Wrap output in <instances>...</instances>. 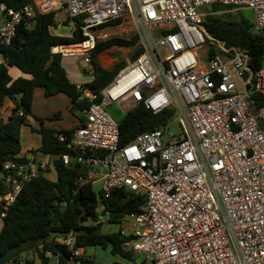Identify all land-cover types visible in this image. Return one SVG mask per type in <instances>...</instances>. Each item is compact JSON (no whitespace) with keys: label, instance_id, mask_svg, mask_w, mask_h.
Segmentation results:
<instances>
[{"label":"built area","instance_id":"obj_1","mask_svg":"<svg viewBox=\"0 0 264 264\" xmlns=\"http://www.w3.org/2000/svg\"><path fill=\"white\" fill-rule=\"evenodd\" d=\"M214 6L251 11L264 41V0H33L20 9L0 2V45L11 46L38 16L64 15L81 30L83 42L52 53L83 58L87 82L76 89L90 102L85 124L59 137L66 153L47 154L49 163L33 152L0 166L8 186L0 219L27 183L62 159L81 165L78 183H100L106 198L121 188L145 195L141 212L129 216L126 247L147 264H264V104L253 98L264 99V66L253 71L245 51L207 32ZM125 22L143 53L95 93L93 51ZM113 103L126 111L144 104L155 115L172 109L181 134L165 124L122 146L106 109ZM53 241L67 248L69 264H82L74 234ZM45 257L60 264L51 251Z\"/></svg>","mask_w":264,"mask_h":264},{"label":"trees","instance_id":"obj_2","mask_svg":"<svg viewBox=\"0 0 264 264\" xmlns=\"http://www.w3.org/2000/svg\"><path fill=\"white\" fill-rule=\"evenodd\" d=\"M33 0H0L8 7L20 9ZM212 7L213 11L218 10ZM237 13V12H236ZM234 19L224 16L207 14L204 26L207 32L227 43L228 46L238 47L249 56V67L253 71L264 66V41L252 27V21L238 15ZM70 19L64 21L68 25ZM119 22H115L117 25ZM54 15L38 16L32 29L21 27L11 46L0 45V166L16 159L21 152V127L28 123L27 117L32 116L34 91L37 87L45 89L47 96L64 94L71 101L70 111L80 119L78 126L85 124L84 112L90 106L86 99L80 100L81 94L76 85L71 83L62 66V54H53L55 46L78 44L85 40L79 28L72 31L71 36H59L51 32L56 27ZM138 36L131 39L111 38L100 42L93 51V64L96 78L90 85L93 92L99 93L114 77L127 66L126 62L116 64L111 69H105L99 62V55L112 47H136ZM143 53L142 48L136 50L132 58L134 62ZM11 67H17L30 79L20 77L13 80L9 74ZM6 98H10L15 107L8 121L1 117V111ZM259 105L264 99H258ZM22 112L23 116L19 113ZM174 112L167 109L155 115L144 104L126 113L119 122L120 144L123 146L132 141L137 135L159 129L172 118ZM57 113L52 118H36L41 128L37 133L42 139V152L46 154H64L67 152L66 143L60 141V136H68L75 128L66 131H56L46 128L45 121L60 118ZM57 173L56 180L40 176L27 183L17 200L9 207L0 230V256L13 247H19L20 253L32 249L40 264H50L45 257L51 251L59 257L60 264H69L70 253L67 248L54 243L53 239L74 234L75 245L79 248L98 247L110 249L113 256L123 259V262L113 264H147L146 260L139 261L135 253L126 247L132 240L131 235L117 233H102L100 231V216L107 217L110 224L121 225L125 218L141 212L146 203V197L140 192L128 189H115L106 198L100 191L98 194L91 184H79L84 169L79 164L70 163L66 166L63 160L54 162ZM0 175V195L6 193V186ZM1 211V210H0ZM85 219H87L85 221ZM95 223L98 225H93ZM58 248V249H56ZM62 251L63 255H58ZM14 264H35L34 260L21 261L19 257L12 260ZM82 264L94 263L93 260L81 259Z\"/></svg>","mask_w":264,"mask_h":264},{"label":"crops","instance_id":"obj_3","mask_svg":"<svg viewBox=\"0 0 264 264\" xmlns=\"http://www.w3.org/2000/svg\"><path fill=\"white\" fill-rule=\"evenodd\" d=\"M0 23H1V18H0ZM101 54L99 55L98 59L100 58V56H102ZM2 60L3 58L0 56V61ZM62 66L65 69L71 83L77 85V84H84L87 82L86 75L84 74L85 63L83 61V58H81L80 56L69 55V54L63 55ZM9 74L13 80H16L20 77L26 79L31 78L30 75L24 74L17 67H11L9 69ZM14 107L15 105L13 101L10 98H6L1 111V117L5 122L8 121L9 117L12 115ZM70 107H71V101L68 96L64 94L47 96L44 88L37 87L34 91V96H33V104H32L33 115L27 117V121H28L27 125H23L21 128V134H20L21 152L18 157L25 158L30 153L35 152L37 153L39 159L48 161L50 163L52 158L48 156L46 153L42 152L41 150L42 139L41 136L37 133V130H39L42 126L36 118H52L55 114L60 113L61 114L60 118L45 121L44 126L46 128L53 129L56 131L70 130L78 126V124L80 123L79 117L71 113ZM45 177L47 178L50 177L49 179L53 181L56 180L57 173L54 168V163L50 165ZM0 220H1V225H0V230H1L3 227V220L2 219ZM86 248L89 247L82 248V251L84 253L83 259L93 260L94 262L93 264H97L96 261L94 260L95 257L97 256V252H93V253L87 252ZM114 262L122 263L123 259L119 258L113 260L109 264H113Z\"/></svg>","mask_w":264,"mask_h":264},{"label":"rangeland","instance_id":"obj_4","mask_svg":"<svg viewBox=\"0 0 264 264\" xmlns=\"http://www.w3.org/2000/svg\"><path fill=\"white\" fill-rule=\"evenodd\" d=\"M219 8V11H213L215 12L214 14L219 15V16H224L226 19H234L236 17H239L238 15L244 16L248 18L249 20L253 21L254 20V15L251 11H238L233 12L229 11L228 9H225L222 6H217ZM210 8H202V11L209 10ZM68 18H66L64 15H61L60 17L56 18V23L57 26L51 29V32L53 34L61 35V36H71L72 31L76 29V26L72 23V21L68 25H64V21H66ZM136 35V32L133 30L132 26H129L127 22L124 24H119L118 26L112 28L109 30V37L106 40H109L111 38H122V39H131L133 36ZM139 46L137 45L135 48H122V47H113L109 50H106L103 52L100 56V63L105 69H111L113 68L116 64L126 62L127 65L129 63H132V58L136 53V50H138ZM70 50V49H69ZM125 106H121L118 103H113L110 106H108L106 109L109 112V114L117 121L120 122L126 113L128 111L125 110ZM27 125V124H25ZM22 128V127H21ZM166 131L168 133H172L174 137H177L181 134V130L178 124V121H176L175 118H171L165 127ZM169 140V138H165L164 141ZM50 178V177H49ZM52 178V177H51ZM93 189L95 192L98 194L102 186L100 183H96L93 186ZM100 221H101V226L100 231L102 233H117L122 231V233L126 236L132 234V230L130 228V222L131 219L129 217L125 218L123 223L121 225H116V224H110L107 222V217L104 215L100 216ZM93 225H98L95 223H91ZM0 225H1V220H0ZM87 252H97V256L95 257V261L97 264H109L111 261L119 259L118 257H114L110 253V249H101L98 247H89L86 248ZM139 261L145 260V256L143 255H135ZM20 260L23 262L26 259L27 260H34L35 264H40L39 260L32 252V249H25L23 252H21L18 256ZM9 264H14L13 262H10ZM50 264H57L56 258H52L50 260Z\"/></svg>","mask_w":264,"mask_h":264},{"label":"water","instance_id":"obj_5","mask_svg":"<svg viewBox=\"0 0 264 264\" xmlns=\"http://www.w3.org/2000/svg\"><path fill=\"white\" fill-rule=\"evenodd\" d=\"M87 219H85L86 221ZM58 249V248H56ZM20 254L19 247H13L0 256V264H9L13 259L17 258ZM58 255H63L62 251H58Z\"/></svg>","mask_w":264,"mask_h":264}]
</instances>
